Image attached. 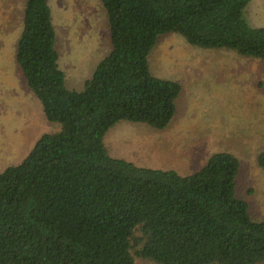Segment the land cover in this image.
Instances as JSON below:
<instances>
[{"label":"trees","instance_id":"16d2710c","mask_svg":"<svg viewBox=\"0 0 264 264\" xmlns=\"http://www.w3.org/2000/svg\"><path fill=\"white\" fill-rule=\"evenodd\" d=\"M110 52L81 89L60 67L50 0H24L15 61L49 122L26 157L0 170V264H264V219L237 193L240 160L220 150L190 174L112 156L120 121L164 129L180 82L149 56L162 34L264 61L252 0H98ZM264 170V150L257 156Z\"/></svg>","mask_w":264,"mask_h":264},{"label":"rangeland","instance_id":"374dc122","mask_svg":"<svg viewBox=\"0 0 264 264\" xmlns=\"http://www.w3.org/2000/svg\"><path fill=\"white\" fill-rule=\"evenodd\" d=\"M24 0H0V170L22 161L35 142L60 129L49 122L15 61ZM60 67L67 84L81 89L111 49L104 10L98 0H50ZM246 18L264 28V0H252ZM149 62L161 78L181 83L177 113L157 129L120 121L106 135L112 156L137 165L198 170L211 154L233 152L240 160L237 193L256 220L264 219V61L225 50L190 45L176 33L162 34ZM136 264H147L137 258Z\"/></svg>","mask_w":264,"mask_h":264}]
</instances>
